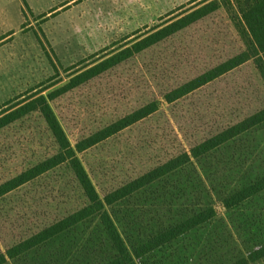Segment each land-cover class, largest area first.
<instances>
[{
	"label": "trees",
	"instance_id": "trees-1",
	"mask_svg": "<svg viewBox=\"0 0 264 264\" xmlns=\"http://www.w3.org/2000/svg\"><path fill=\"white\" fill-rule=\"evenodd\" d=\"M222 6L235 11L232 19L242 43L240 50L226 57L216 56L215 61L204 63V67L201 64L195 72L187 70L186 77L179 75L170 79L168 72L177 65L155 59L153 55ZM248 63L253 64L264 87V0H206L102 58L73 70L67 82H55L1 110L0 235L4 227L12 228L15 242L7 250L0 248V264L96 216L116 250L115 257L104 264H137L136 258L161 250L217 218L219 213L213 203L216 199L229 210L227 217L220 219L222 229L212 234L213 248L228 244L234 248L226 264H249L264 258V202L252 204L257 198H264V135L260 132L264 125V106L223 126L228 117L224 112L211 120L209 128L206 123H195L186 129L182 126L185 131L182 133L174 122V117H179L178 108L186 100L194 101L200 90L225 80ZM133 75L136 76L133 88L137 87L138 94L132 98L129 91L128 94L120 91L116 84L120 86L128 81L129 85ZM103 84L111 85L107 92L118 93L120 98L108 100L115 104L109 114L93 120L90 117L89 132L73 143L56 111L60 101L90 86H100L101 94L97 96H104ZM156 88L172 108V112L165 114L168 119L162 116L155 125L154 142L160 143L161 163L136 180L108 186L101 195L80 154L89 153L159 112ZM116 101L122 103L117 106ZM204 117L206 113H199L197 118ZM32 120L44 127L38 135L48 143L30 145L37 139L34 128L26 126ZM22 130H28V134H20ZM174 131L178 135L169 140ZM65 170L78 193L74 201L67 203L62 200L61 187L56 185L64 183L61 177L65 176ZM56 174L59 180L53 178ZM177 174L181 176V184L174 188L185 193L192 188L198 201L185 208L184 217L164 223L157 234L129 246L115 206Z\"/></svg>",
	"mask_w": 264,
	"mask_h": 264
},
{
	"label": "rangeland",
	"instance_id": "rangeland-1",
	"mask_svg": "<svg viewBox=\"0 0 264 264\" xmlns=\"http://www.w3.org/2000/svg\"><path fill=\"white\" fill-rule=\"evenodd\" d=\"M204 1L0 0V111L55 82H67L73 70L102 58ZM229 8L222 6L210 17L184 30L167 48L163 46L161 52L153 55L155 59L177 65L179 70L174 68L168 72L170 79L179 75L186 77L187 70L195 72L201 64L204 67V63L212 59L215 61L216 56L226 57L240 50L242 43L232 19L235 11ZM135 78L133 75L129 85L126 81L120 86L116 84V87L127 94L129 91L133 98L138 94L137 87L133 88ZM110 87L102 85L104 96H97L101 94L100 86H90L86 90L82 87L60 101L61 105L56 111L73 143L84 132H89L92 123L90 117L92 120L96 117L99 119L115 107L108 100L120 97L118 93H108ZM155 90V97L160 101L159 112L89 153L80 154L101 195L105 194L108 186L116 187L136 180L161 163L160 143L154 142L155 125L158 118L172 112V108L160 96L159 89ZM132 98L129 97V100ZM116 103L119 106L122 102ZM263 106L264 87L253 64L248 63L225 80L200 90L194 101L186 100L185 105L178 108L179 117H174V122L182 133L185 132L182 126L186 129L195 123H206L205 126L209 128L210 122L224 112L228 117L223 126L241 120ZM199 113H206L208 118L198 119ZM165 118L168 119L167 116ZM161 124L164 125V122ZM29 125L36 131L37 138L31 141V146L48 143L45 137L38 135L44 128L39 121L32 120L26 124L27 127ZM21 132L28 134V130ZM260 132L264 135V125ZM177 135L174 131L169 140ZM28 137L32 138V135ZM63 173L65 176L61 180L64 183L57 182L56 185L61 187L62 200L67 203L74 201L78 193L73 187L72 177L66 175V170ZM53 178L59 180L58 174ZM180 179L178 174L170 176L115 206L129 246L157 234L164 223L184 217L187 214L185 208L198 201L192 188L187 193L174 188L181 184ZM262 202L264 198H257L252 204ZM213 203L219 213L217 218L161 250L136 258L137 264L229 262L234 252L231 244L213 248L212 240V234L222 229L220 219L226 218L229 210L218 199ZM11 230L4 227L1 232L2 250H7L15 242ZM115 254V247L96 216L5 264H104ZM249 264H264V258Z\"/></svg>",
	"mask_w": 264,
	"mask_h": 264
}]
</instances>
